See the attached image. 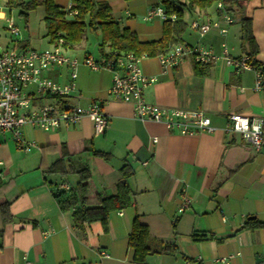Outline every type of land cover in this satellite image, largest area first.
I'll return each mask as SVG.
<instances>
[{"label":"crops","instance_id":"crops-1","mask_svg":"<svg viewBox=\"0 0 264 264\" xmlns=\"http://www.w3.org/2000/svg\"><path fill=\"white\" fill-rule=\"evenodd\" d=\"M95 1L107 4L118 25L132 31L139 42L161 39L163 21L157 17L145 20L158 0ZM54 3L67 12L72 0ZM228 13L233 23L226 27L224 36L212 27L202 38L188 28L189 23L225 27L215 6L185 12L183 17L186 29L181 43L210 48L220 58L214 65L199 67L187 57L171 68H164L158 57H140L138 62L146 78L156 79L143 91L147 103L203 111L214 129L212 133L181 135L162 124L137 120L131 104L110 98L113 72L90 71L80 65L75 90L67 100L80 107L93 101L101 105L108 125L101 135L94 134L87 118L76 126L48 132L24 126L23 138L34 145L28 154L16 148L10 133L0 136V179L4 184L0 196L10 203L12 216L0 238V264H20L23 258L29 264H138L128 247L136 216L148 228L150 248L172 245L175 249L150 254L144 264H264V227H253L256 223L264 225V146L256 151L239 134L226 131L230 114L256 117L264 127V93L253 90V70L234 71L222 55L224 44L228 58L246 56L240 21L248 18L257 47L254 59L264 67V0H237ZM5 18L6 14H0L3 47L44 50L52 46L44 27L42 36L30 34V17L23 21V27L15 23L19 29L15 42L5 29ZM43 18L44 13L38 19L42 24ZM97 46L90 51L85 36L79 46L66 53L78 59L91 55L98 60L109 49L100 51ZM122 70H117L119 76L125 75ZM69 72L56 67L44 74L66 85ZM45 103L39 100L33 106ZM92 151L105 153L110 159L93 156ZM62 152L89 167L92 191L105 198L115 195L118 185L125 182L123 165L133 170L126 180L131 205L109 215L106 231L94 223L81 232L72 222L73 210L59 209L60 202L69 201L77 178L43 175L42 170ZM60 185H67L69 190H59ZM182 197L190 205L179 214ZM50 229L52 232L44 236Z\"/></svg>","mask_w":264,"mask_h":264},{"label":"built area","instance_id":"built-area-1","mask_svg":"<svg viewBox=\"0 0 264 264\" xmlns=\"http://www.w3.org/2000/svg\"><path fill=\"white\" fill-rule=\"evenodd\" d=\"M216 11L219 12L225 27H219L218 23L203 24L191 21L189 29L196 32L202 38L210 29L218 28L220 35L227 33V26L233 23L229 11L224 4L217 2ZM4 19V26L11 37L19 35V29L10 15ZM68 15H76L75 11L68 9ZM145 20L157 17L161 21H176V15L167 14L161 5L150 9ZM57 45L44 50L5 48L0 44V136L10 133L18 150L28 154L33 143L27 142L22 135L24 126H31L44 132L67 129L76 126L83 118L89 119L93 124L94 134L101 135L107 125V118L101 110V105L92 102L86 107L72 105L67 100L68 95L75 90L77 68L80 65L90 71L107 70L113 72L108 94L112 100L131 104L133 116L140 121H149L162 124L168 131H177L181 135H193L196 132L212 133L209 119L203 111H186L178 108H166L149 104L143 97L146 87L152 85L156 79L146 78L138 66L140 57L132 54H117L103 52L98 60L91 55L83 58L71 57L63 48L64 40L58 34ZM223 60L227 67L234 71H254L253 90L264 93V73L254 69L247 56L239 59L227 57L226 45H222ZM164 68L177 66L184 59L190 58L195 65L204 67L216 63L220 58L210 48L202 45H188L184 43L172 46L164 54L158 55ZM56 67L69 69V80L65 84H59L55 80L45 76L44 73ZM118 69H123L124 76L117 74ZM46 101L43 105L33 106V102ZM227 132L237 133L250 144L253 149L260 151L264 146V127L256 117H246L239 114H230L227 117ZM155 142V140H153ZM3 163L0 161V178H2ZM59 190L68 191L67 185H60ZM177 212L183 213L190 205L186 197H182V203ZM52 230L43 233L50 234ZM29 264L26 258L22 263Z\"/></svg>","mask_w":264,"mask_h":264},{"label":"trees","instance_id":"trees-1","mask_svg":"<svg viewBox=\"0 0 264 264\" xmlns=\"http://www.w3.org/2000/svg\"><path fill=\"white\" fill-rule=\"evenodd\" d=\"M167 14L176 15V21L172 24L169 21L163 22V35L159 41L141 43L136 35L126 28H121L113 19L109 6L95 0H72L70 9L76 15L69 16L68 11H62L55 6L54 0H6V7L16 8L19 18L24 22L28 14L38 8L44 9V28L49 43L57 45L58 34H61L65 50H73L81 44L86 34H94L99 37L100 51L107 47L109 52L119 54H132L135 57H157L164 54L172 46L182 42L186 24L183 20L184 13L192 10L205 11L215 6L217 2L224 4L228 11L237 4V0H158ZM241 40L244 55L249 57L253 68H262L254 57L257 54V47L253 39L251 21L248 18L241 19ZM199 71V67H195ZM47 151H53L52 147H45ZM92 155L106 161L110 156L105 153L92 151ZM125 182L118 185L117 193L110 197H102L92 191L91 172L86 164L74 160L69 154L62 152L61 157L52 165L42 170L43 175H58L67 177L74 175L77 182L71 190V197L67 202H60L59 209L72 212V222L81 231L94 223H99L103 231L107 229L108 217L111 213L124 210L131 205V191L126 180L133 175V170L128 165L121 169ZM4 187L0 179V190ZM10 203L0 196V238L5 225L12 221L9 212ZM250 224V223H249ZM253 227H264L263 224H253ZM128 247L133 251V261L144 264L147 256L160 253L169 248L175 251L174 246L162 245L160 250L152 249L149 246V232L138 216L132 223L131 234L128 239Z\"/></svg>","mask_w":264,"mask_h":264},{"label":"rangeland","instance_id":"rangeland-1","mask_svg":"<svg viewBox=\"0 0 264 264\" xmlns=\"http://www.w3.org/2000/svg\"><path fill=\"white\" fill-rule=\"evenodd\" d=\"M235 8V6H232ZM8 9H10V15L14 19L15 23H18L23 27V20L18 16V10L16 8H9L6 7V0L0 1V14H6V18L9 16ZM44 13L42 8H38L28 14V18L30 17V25L28 26V30L30 34L33 36L39 37L42 36L44 24L38 21L41 18V15ZM185 14V13H184ZM87 38V47L90 51L96 48V44L99 42V37L95 36L94 34H86ZM98 47V46H97ZM93 57V56H91ZM94 58V57H93Z\"/></svg>","mask_w":264,"mask_h":264}]
</instances>
